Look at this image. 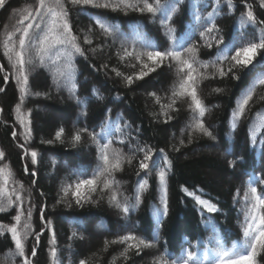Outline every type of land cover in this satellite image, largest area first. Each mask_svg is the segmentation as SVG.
<instances>
[{"label":"trees","instance_id":"trees-1","mask_svg":"<svg viewBox=\"0 0 264 264\" xmlns=\"http://www.w3.org/2000/svg\"><path fill=\"white\" fill-rule=\"evenodd\" d=\"M31 2L32 0H9L6 7L0 10V33L3 32L6 24L11 28L15 23V19L12 18L13 10L18 13ZM204 2L210 3L212 0H204ZM204 2L199 5L198 10L206 15L213 9L205 8ZM233 2L235 4L233 9H229L226 3L222 4L217 9L213 21L223 30L226 38L240 35V18L246 11L244 4L251 5L257 20H264V8L259 6L260 0H233ZM194 11L196 9L191 6V0H185V4L171 21L176 29L177 39L185 38L195 30V35L187 40L184 47H188L194 41L198 42L199 31L203 30L195 22ZM98 14H102L108 22L119 25L121 32L127 37L126 46L129 48L135 46L140 49L139 44L133 45L137 30L153 43L158 44V50H163L170 43L160 28L159 15L154 23L150 14L138 12H129L125 15L123 12L107 10L85 8L83 12H79L73 9L70 11V20L74 25V31L86 30L89 24L94 23L89 16ZM137 25L140 26L139 29L136 28ZM258 28L259 26L253 25L246 27L245 31L249 39L252 38V33L258 36ZM120 43L118 39L110 52L105 49L96 55L88 54L87 59L74 58L77 70L74 82L79 97L81 99L91 97L92 89L95 88L103 97L102 100L97 101L92 98L86 100L85 105L77 107L75 101L70 98L67 87L61 90L51 87L54 80V69L51 66L37 68L30 74L31 93H48L46 96L29 95L22 105L26 120L31 121L30 146L42 154L38 164V176L35 178L38 183L34 187L32 186L34 178L24 174L25 161L19 158L22 150L17 145L24 141L12 137L13 130L21 131L16 123L15 111L16 105L20 102L18 86L15 80L4 83L3 74L0 73V88L5 89L0 92V151L5 152L3 163L9 165L13 173L12 180L17 182L9 183L8 192L11 194L13 187L19 188L22 184L25 190H31L32 203L47 204V217L54 220L58 264H79L81 259L87 260L88 264H153V260L160 256L170 262L180 256L181 250L184 252L191 250L197 253V257H201L206 247L214 246L207 244L208 238L213 235V230L202 222L209 217L214 220L216 232L226 246L242 243L244 238L238 221H242L244 217L242 213L238 217V212L243 207V199H237V195L240 194L242 197L244 195L249 180L247 173L264 175V143L260 142L264 139V103L259 102L258 99L252 102L247 117L234 130L231 128V112L236 106L238 97L250 86L254 77L264 73V66H261L264 65V58H258L257 66L250 72L241 74L239 80L210 78L200 83L198 94L209 109L204 120L206 126H210L209 130L213 132L215 139L192 133L189 143L191 131L189 125L192 122L191 109L188 108L190 100L178 102L174 106L175 110L170 112L173 119L165 123L163 116L154 115L160 112V104L155 103L154 98L148 95L155 92L161 98V103L167 104L169 102L167 97L171 95L170 89L178 83L175 71L164 66L143 80L125 86L121 78L116 77L111 69L117 67L121 72L131 74L134 70L126 64L135 61L119 62L115 53ZM215 55L214 49H206L200 54L199 59L208 61ZM105 63L108 64V68H101L100 66ZM0 64L5 66V71H9L8 62L3 58L2 53H0ZM217 87L224 91L213 93L211 90ZM260 95H264V87L257 86L254 96ZM44 107L62 113L64 119L42 123L44 116L41 114V109ZM82 110L87 112V118L81 116L77 119L78 113ZM105 117L121 125L124 122L130 124L131 128L125 129L124 135L130 133L139 140L141 146L148 145L156 150L164 149L168 153L171 161L167 173L168 212L166 216H162L159 223L153 216L155 207H163L160 203V191L155 175L158 169H153L149 178V188L141 193L140 205L128 213L127 219L120 209L109 203L110 191L103 194V199L99 198L100 193L94 194L92 199L97 201L94 204L88 203L78 207L73 203L70 208L60 204L53 208L57 187L61 181L72 183L78 178L71 173L72 169L83 170L84 174L79 175V178L87 179L92 177L93 169L96 167L94 146L90 151L84 147L72 148L67 141L74 130L86 124L91 130L94 123L98 125ZM118 117L121 119L118 120ZM185 123H187L186 127L183 126ZM249 125L258 129L255 143L251 142ZM61 127L65 129L64 142L42 143V141L54 140L56 131ZM99 130L97 127L96 131ZM116 135L117 142L113 147L121 148L124 153L130 154L126 146L120 145L119 134ZM180 140L184 141L183 145L180 144ZM85 143H87L86 137ZM174 146L179 151L173 150ZM142 155L138 154L132 165L125 164L122 171L114 174V179L120 183L114 185L112 190L117 193V199L121 204L125 203V197L129 198L130 203H135L134 188L138 182L136 169ZM153 159L162 166V155L158 151L153 153ZM230 161L235 163L230 166ZM227 178L230 180L226 181ZM182 186L216 203L220 212L202 213L194 199L182 191ZM257 187L259 190L260 186ZM41 192L45 193V196H40ZM23 194L27 196V192ZM234 197H236L235 201ZM71 199L69 196L68 202H71ZM15 214L12 210L10 215L0 213V222H13L11 217ZM23 222L28 221L23 218ZM31 224L33 232L39 231L41 225L39 213L36 211L33 213ZM73 231L77 233V238L70 240ZM130 233L154 243L155 247L144 249L139 255L135 254V250H131L127 260L120 256L125 245L109 244L105 250L106 240L112 241ZM48 240V234L41 237L38 254L33 258V264H51ZM34 243L35 237L30 236L26 248L30 250ZM258 260L260 264H264V254H261ZM0 264H20L19 258L14 255V244L11 242L10 234L0 235Z\"/></svg>","mask_w":264,"mask_h":264},{"label":"snow or ice","instance_id":"snow-or-ice-1","mask_svg":"<svg viewBox=\"0 0 264 264\" xmlns=\"http://www.w3.org/2000/svg\"><path fill=\"white\" fill-rule=\"evenodd\" d=\"M8 2L9 0H0V10H3ZM202 2L204 0H191V6L196 9L194 11L195 22L203 30L199 31L198 42L194 41L188 47H184V44L188 39H192L195 30L191 35L177 39L176 29L171 23L174 15L185 4V0H32L18 13L13 10L12 18L15 19V23L11 25V28L6 24L3 32L0 33V53L8 62L9 71H5V66L0 64V73L3 74L4 83L15 80L18 86L20 102L16 105L15 111L17 113L16 123L21 131L13 130L12 137L24 141L17 145L22 150V155L19 158L25 161L24 174L34 178L32 180L33 187L38 183L35 178L38 176V164L42 154L30 146L31 121L26 120L22 112V105L24 99L29 95L46 96L48 93H31L30 74L37 68L51 66L54 69V80L51 87L57 90L67 87L70 98L75 101L77 107L85 105L86 100L92 98L97 101L102 100L103 97L95 88L92 89L91 97L84 99L79 97L74 82L77 72L74 58L84 57L87 59L88 54L96 55L105 49L110 52L118 39L121 43L115 55L119 62L125 63L132 60L135 62L126 64L127 67L134 70L131 74H125L119 68L113 67L111 71L116 77L121 78L125 86H130L136 81L156 73L164 66H167L169 70H174L178 77V83L170 89L171 95L167 97L169 101L167 104L161 103V98L155 92L148 93L150 97L154 98L155 103L160 104V112L154 115L163 116L164 122L167 123L173 119L170 112L175 110L174 106L180 101L190 100L188 108L191 109L192 122L189 125L191 129L189 143H191L192 133L215 139L213 132L209 130L210 126H206L204 120L209 109L198 94L199 85L202 81L210 78L239 80L241 74L254 69L257 66L258 58H264V20H257L251 5L244 4L246 11L240 18V35L226 38L223 30L213 21L217 9L222 4L226 3L229 9L235 7L233 0L204 2L205 8L213 9L206 15L198 10ZM259 6L264 8V0H260ZM85 8L123 12L125 15L129 12L146 13L150 14L154 23L159 15L160 28L170 43L163 50H158V44L153 43L151 39L146 38L142 32L137 30L133 45L139 44L140 49L138 50L135 46L129 48L126 46L127 37L121 32L119 25L108 22L102 14L89 16V19L94 23L89 24L86 30L81 29L79 32H75L74 25L70 20V11L76 9L83 12ZM248 25L259 26L258 36L252 33V38H248L245 31ZM139 27V25L136 26L137 29ZM206 49H214L215 57L208 61L200 60V54ZM57 65L60 66L57 67ZM100 67L107 69L108 64H102ZM257 86L264 87V73L256 75L250 86L238 97L236 106L231 112V128L233 130L245 120L252 102L258 99L259 102L264 103V95L254 96ZM3 91L5 89L0 88V92ZM211 91L222 93L224 89L217 87ZM81 116L86 119L87 112L82 110L78 113L77 119ZM117 119L119 120L121 117ZM114 123L105 117L98 125L94 123L91 130L86 124L73 131L67 142L72 148L84 147L89 151L94 146L96 167L93 169L92 177L87 179L79 178V175L84 174L83 170L72 169L71 173L77 175L78 178L72 183L61 181L57 187L53 208L60 204H65L69 208L73 206V203L78 207H83L88 203L94 204L97 202L92 199L94 194L100 193L99 198L103 199V194L110 191L109 203L120 209L127 219L128 213L140 205L141 193L149 188V178L153 169H158L155 175L160 191V203L163 207H155L153 216L159 223L162 216H166L168 212L167 173L171 167L168 153L164 149L156 150L148 145L141 146L139 140L132 137L130 133L125 136L124 130L131 128L127 122H124L123 125L115 123V128H113ZM97 127L100 129L99 131H96ZM249 131L251 132V142L255 143L258 129L249 125ZM116 134H119L120 145L126 146L130 154L124 153L121 148L113 147V144L117 142ZM64 136L65 129L61 127L56 131L54 140L42 141V143L64 142ZM85 137L87 143H85ZM260 142L264 143V139ZM183 143L184 141L180 140V144L183 145ZM173 150L179 151L175 146ZM156 151L162 155V166L153 159V153ZM138 154L143 155L136 169L138 182L134 188L135 203H130L129 198L125 197V203L121 204L117 199V193L112 190L114 185L120 183L114 179V174L122 171L125 164L132 165ZM4 160L5 152L0 151V213L10 215V210H12L16 214L11 217L13 222H0V235L10 234L11 242L14 244V255L19 258L20 264H33V258L38 254L41 237L48 234V253L51 264H58L54 220L47 217V204L32 203L31 190H25L22 184L19 185V188L13 187L11 194L8 192L9 183L17 182L12 180L13 173L9 165L3 163ZM234 163L235 161L229 162L230 166ZM247 175L249 180L243 195V207L238 212V217L240 213L244 217L242 221H238L244 238L242 243H233L231 247L226 246L216 232L214 220L209 217L202 222L212 228L213 235L208 238L207 244L214 246L206 247L201 257H197V253L191 250L186 252L181 250L180 256L176 259L169 262L160 256L153 260V264H260L258 257L264 254V175L256 176L253 173H247ZM141 176L144 178H140ZM257 185L260 186L259 190ZM182 191L194 199L202 213L220 212L217 204L210 199H204L201 195H197L194 191L183 186ZM25 192H27V196L23 194ZM40 196H45V193L41 192ZM69 196L72 198L71 202H68ZM235 200L236 197H234ZM34 211L39 213L41 225L39 231L35 232L32 231L31 224ZM23 218H26L28 222H23ZM30 236L35 237V243L29 250L26 248V242ZM75 238H77V233L73 231L69 239ZM104 243L105 250L109 244L125 245L124 251L120 253V256L125 260L129 258L131 250H135V254L139 255L144 249L155 247L154 243L131 233L119 236L112 241L106 240ZM79 264H88V261L81 259Z\"/></svg>","mask_w":264,"mask_h":264},{"label":"rangeland","instance_id":"rangeland-1","mask_svg":"<svg viewBox=\"0 0 264 264\" xmlns=\"http://www.w3.org/2000/svg\"><path fill=\"white\" fill-rule=\"evenodd\" d=\"M41 114L44 116L42 123H46V122L50 123L51 121H57V120L64 119V116H63L62 113H57L51 108H45V107L42 108L41 109ZM183 126L186 127L187 123H185ZM182 128H180V129H182ZM229 180H230V178L226 179V181H229ZM238 198H240V199L242 198L243 199V197L240 194L237 195V199Z\"/></svg>","mask_w":264,"mask_h":264}]
</instances>
